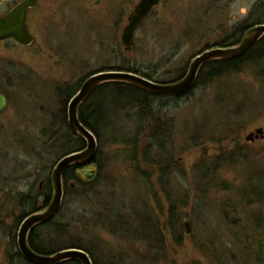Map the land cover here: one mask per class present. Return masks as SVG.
I'll return each mask as SVG.
<instances>
[{
    "label": "rangeland",
    "instance_id": "rangeland-1",
    "mask_svg": "<svg viewBox=\"0 0 264 264\" xmlns=\"http://www.w3.org/2000/svg\"><path fill=\"white\" fill-rule=\"evenodd\" d=\"M11 1L1 0L0 17ZM138 1L42 0L26 18L32 45L13 40L0 43V93L7 100L0 114V264H25L16 257L21 215L38 203L39 186L59 160V148L46 143L42 129L49 126L53 115H62L66 88L77 86L89 73L113 68H132L161 83L177 81L195 56L229 36L259 0H162L136 29L132 50L125 52L121 32ZM93 105L95 110L103 107L98 98ZM153 106L161 147L160 151L149 149L147 160L162 164L164 171L162 175L158 169L146 171L165 213L160 216L155 210V199L128 163L124 146L109 143L108 135L99 129L101 169L95 198L120 207L131 204L138 210L145 201L163 230L166 250L154 238L147 248L142 241H123L93 221L86 226L73 221L72 216L82 215L84 208L70 192L64 195L58 219L68 227L61 226L65 232L55 238L57 244L89 241L95 264H112L110 259L117 264H257L248 257L246 243L251 223L264 222V202L252 203L245 177L251 168L264 171V139L247 143L245 137L264 125L263 67L197 85L177 99L156 97ZM125 112L128 109L114 118L115 134L134 132ZM98 118L94 114L95 123ZM226 130V140L218 143ZM143 133L137 142L146 148L150 137L147 133L142 137ZM231 141L249 145V162H228L221 157ZM206 172L210 173L203 177ZM169 207H173L171 219ZM84 210L90 212L87 207ZM184 220L190 223L189 236ZM43 232L38 229L39 243L45 241ZM172 236L181 237L179 246Z\"/></svg>",
    "mask_w": 264,
    "mask_h": 264
},
{
    "label": "trees",
    "instance_id": "trees-1",
    "mask_svg": "<svg viewBox=\"0 0 264 264\" xmlns=\"http://www.w3.org/2000/svg\"><path fill=\"white\" fill-rule=\"evenodd\" d=\"M262 24H264V0H259L253 6L247 18L242 23L237 25L229 36L215 44L213 47L228 48L235 46L240 42L242 36L248 29L253 26ZM213 47L207 46L205 50L212 49ZM257 66L263 67L264 69V37L259 40V42L253 49H251L243 56H240L233 60L205 62L199 71L196 83L193 88L181 96H175V99L189 95L197 85L206 86L208 84H212L217 79H220L224 76L241 73L245 69L252 70ZM109 70L134 73L143 78H146L147 80L161 83L158 81H154L150 75L139 73L137 70L132 68H113L104 71ZM183 71L180 72L178 79L176 80L182 78L181 75L183 74ZM96 72L89 73L87 76L82 78L77 86L66 88V90H69V92L65 95H62V115H60L59 112L56 114L57 116L53 115L49 126L42 129V135L43 138L46 139V143L49 142L50 144L52 142V146H54L55 148H59V159L72 152L80 151L85 147L84 141L81 138L73 135L68 127L65 115V105L76 94L82 82L88 76ZM2 77L3 76H0L1 80H3ZM94 98L100 99L103 107L95 110L93 105ZM154 98L156 97L151 96L146 92L130 85L118 83L105 84L96 88L86 99V101L78 108L77 112L79 121L96 137L98 148H100L101 146L102 134L100 133V131L108 135L107 140L109 143L124 146V154L128 159V163L132 164L134 173L136 174L137 178L143 181L147 185V187H149V189L147 190V194L152 193L153 198L156 202L155 210L159 212L160 216H163V214L165 213V207L162 204V198L161 196H159L160 194L152 191V186L150 185V178H152V176L147 174L146 171L149 168L153 170L152 173H155L158 169L159 174L161 175L164 171V168L161 167L162 164L150 163L147 160L149 157V149L154 147V150L160 151L161 147L157 142L156 131L158 130V126H156V122L158 118L154 113ZM127 109L128 113L125 112V115L129 119L134 132L131 135H127L124 133L115 134L114 118L117 114L122 113ZM96 113L99 116L97 123H95L94 120V114ZM55 119L56 122H54ZM98 129L100 131H98ZM141 132H144L142 137H144L146 133L150 137V142L147 144L148 147L146 148L143 147L142 143H140V147L137 142V138ZM228 133L229 131L226 130L224 132V135L218 138L216 141L220 143L221 139L226 140L225 138H227ZM98 155L99 152L97 150V153L93 160L94 162H92L98 165V168L95 166V168L97 169L96 177L94 178V180L90 182L86 181L81 175L78 174V172H76L77 166H72L66 169L63 173L62 179L65 184L64 195L66 194V192H70L74 196L75 200H80V202L83 204L82 207L84 209L85 207H87L90 211L89 213H87L84 209H82V215L75 214L74 216H72V220L81 222L85 226L89 224L88 222L93 221V225L96 224L100 229L105 230L111 235L117 236L123 241H142L147 248H150L152 238H154L153 240L158 243V247H160L161 250H166V237L163 233V230L159 229L157 223L154 222L155 216L152 214L150 207L146 205L147 203H145V201H143L142 203L140 202L143 208L140 207L139 210L136 208L134 209L131 204L129 205V207H126L124 205H121L120 207L115 206V204H112V202L104 204L97 201L99 199L95 198V195L96 197L98 196V192L95 191V184H97L100 179L98 169H101L99 160L97 161V158L99 157ZM220 155L221 157H225L228 162H249V145H239L234 141H231V147L229 149L222 150ZM218 163L221 165V161L219 162L218 160ZM171 164L173 163L171 162ZM208 173L210 172L203 173L202 176L207 177ZM70 184H73L74 188H71ZM245 185L246 188H248L246 193H248L249 196L251 195L250 197L253 198L252 203L259 204L264 202L263 170H260L258 168H251V171L246 174ZM51 187L50 176H48L45 179L41 193L43 196H45V204L42 207L43 209L50 200ZM41 194L39 193L38 195ZM244 200L245 192L241 194V202H243ZM25 201L27 200L24 199L23 202L25 203ZM95 208H99V211H95ZM167 210L169 211V219H171L173 214V207H169ZM59 218H61V209L49 223L38 228L40 229V232L42 230L44 231L43 233L45 236V241H43V243L38 242V240L40 239L39 233H37L38 229L30 235L28 239L30 248L34 252L42 255H50L58 251L67 249H80L86 252L91 259L92 264H95V256L93 253L94 249L89 241L76 239L71 240V242L66 246H59L57 244L58 241L55 240V238L59 237V235H62L61 228L64 226L68 227L67 224L62 225V223L58 221ZM136 225L138 227L134 228V226ZM170 228L172 234H174L175 225H173V223L170 224ZM62 232L65 231L63 230ZM248 238L249 242L246 243L248 257L251 259V261H254L257 264H264V222L251 223L250 234ZM173 239L172 241L176 246H179L181 244L180 236L173 237ZM44 242H46L48 245L45 246ZM155 247L157 246L155 245ZM16 257L20 260L23 259L19 252H16ZM24 263L30 264L25 260ZM110 263L117 264L111 259ZM121 263L122 261L119 262V264ZM67 264L78 263L71 262Z\"/></svg>",
    "mask_w": 264,
    "mask_h": 264
},
{
    "label": "water",
    "instance_id": "water-1",
    "mask_svg": "<svg viewBox=\"0 0 264 264\" xmlns=\"http://www.w3.org/2000/svg\"><path fill=\"white\" fill-rule=\"evenodd\" d=\"M38 0H23L4 16L0 17V42L13 40L22 46H30L33 38L26 26L27 10L33 7ZM162 0H139L126 20L122 29L120 41L125 52H130L134 44L136 28L145 20ZM98 3V1L96 2ZM264 37V24L248 29L240 42L228 48H212L204 50L189 63L185 75L171 83H156L138 74L122 71H99L88 76L80 85L76 94L69 100L67 106V124L73 135L81 138L85 147L61 157L51 171V198L43 211L25 217L18 229L17 248L22 258L30 264H92L88 254L80 249H67L50 255L34 252L28 244L30 232L37 226L49 223L61 209L64 198L63 173L72 166L89 165L97 153L98 144L94 134L78 119V108L86 101L90 94L98 87L105 84H126L136 87L154 97L181 96L191 90L196 83L202 65L208 61L233 60L243 56L253 49L259 40ZM7 108V100L0 93V114ZM264 139V125L255 128L245 137V142L254 143ZM80 175L88 182L96 177V170L90 165L83 169ZM74 188L73 184H70ZM186 236L191 234L190 223L182 222Z\"/></svg>",
    "mask_w": 264,
    "mask_h": 264
},
{
    "label": "flooded vegetation",
    "instance_id": "flooded-vegetation-1",
    "mask_svg": "<svg viewBox=\"0 0 264 264\" xmlns=\"http://www.w3.org/2000/svg\"><path fill=\"white\" fill-rule=\"evenodd\" d=\"M23 0H12L8 5H7V7H6V13H8L12 8H14L17 4H19L20 2H22ZM42 0H38L37 2H36V4L33 6V7H31L30 9H28L27 10V13H26V18H27V15H28V13L30 12V11H32V10H34L37 6H38V4L41 2ZM161 3V2H160ZM0 6H1V0H0ZM157 7V6H156ZM155 7V8H156ZM134 9V8H133ZM154 9H152V11H153ZM133 11V10H132ZM131 11V12H132ZM151 11V12H152ZM5 13V14H6ZM27 26V25H26ZM2 42H4V41H1L0 43H2ZM94 162V161H93ZM56 165V164H55ZM92 167H93V169L94 170H96V168H95V164L94 163H92V164H90ZM90 165H82V166H77V169H76V172H78V174L80 175V171L81 170H83V169H86V168H88ZM51 176V175H50ZM51 180V179H50ZM63 187H65V184H64V182H63ZM42 188H43V184L41 183L40 184V186H39V190H38V193H42ZM25 197V199L27 200V201H25V204H28V199H29V195L28 196H24ZM51 198V197H50ZM45 196H43L42 194L41 195H39V197H38V203L34 206H32V207H30V210L28 211V212H24L22 215H21V219L23 220L25 217H27L28 215H31V214H34V213H38V212H40V211H43L44 209H46V207H47V205L45 206V208L43 209L42 207L44 206V204H45ZM50 201V200H49ZM49 203V202H48ZM32 208V209H31ZM22 222V221H21ZM21 224V223H20ZM44 225H46V224H44ZM41 226H43V225H40V226H37V227H35L31 232H30V234H29V236H28V239H29V237H30V235L34 232V231H36L39 227H41Z\"/></svg>",
    "mask_w": 264,
    "mask_h": 264
}]
</instances>
